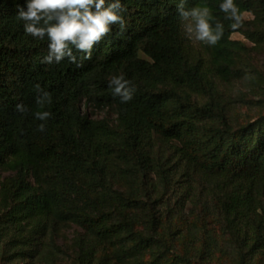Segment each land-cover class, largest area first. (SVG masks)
Masks as SVG:
<instances>
[{
  "label": "trees",
  "instance_id": "16d2710c",
  "mask_svg": "<svg viewBox=\"0 0 264 264\" xmlns=\"http://www.w3.org/2000/svg\"><path fill=\"white\" fill-rule=\"evenodd\" d=\"M114 2L106 0V6ZM222 2L121 0L123 29L120 24L112 25L108 35L92 49L90 59L70 45L75 62L66 56L59 64H47L42 61L50 41L26 34L24 22L17 19V6H26V0H0V167L4 156L17 149L20 142L34 156L79 157L80 150L87 152L82 133L77 129L72 133L73 119L83 122L78 117L79 101L93 97L119 104L122 150L144 174L152 168L147 140L158 134L165 141H178L184 156L202 172L221 178L222 211L229 233L239 246L241 264H251L249 254L254 248L241 233L234 212L247 194L243 189L247 186L251 193L264 181V114L249 124L233 126L230 87L239 76L237 57L246 45L233 39L243 25L235 31L230 28L234 21L220 10ZM234 2L243 14L252 11L261 20L257 31L247 33V37L254 42L264 40V0ZM181 3L185 10L208 6L213 27L218 22L224 25L219 42L206 44L208 59L192 57L187 50L186 20L178 11ZM121 74L131 81L126 86L133 97L130 101H124L115 92L116 86L110 84L113 76ZM45 93L50 94V100ZM17 104H22L24 111H18ZM43 110L50 113L47 119L37 116ZM173 161L170 157L163 159L158 172L167 191L179 179L177 162ZM24 197L17 181L10 178L3 183V200L10 206L15 227L27 226L24 233L32 241L48 224L40 208H24ZM118 210L135 229L136 222L125 208L119 206ZM159 220L156 215L152 218L156 233ZM76 243L81 248V264L96 256L94 239L84 237Z\"/></svg>",
  "mask_w": 264,
  "mask_h": 264
},
{
  "label": "rangeland",
  "instance_id": "374dc122",
  "mask_svg": "<svg viewBox=\"0 0 264 264\" xmlns=\"http://www.w3.org/2000/svg\"><path fill=\"white\" fill-rule=\"evenodd\" d=\"M244 20L243 30L233 34L246 45L237 57L239 76L230 87L234 127L264 114V40L247 37L261 20L252 11ZM190 22L184 24L187 50L192 57L208 59L206 44L187 31ZM80 101L78 117L83 122L73 119L72 133H82L87 152L51 159L31 155L20 142L2 160L0 264H81L76 242L84 237L96 242V256L86 264H241L239 246L222 211L221 178L202 172L184 156L178 141H165L158 134L147 140L152 168L144 174L122 150L120 105L93 97ZM167 157L177 162L179 172L169 191L158 175ZM10 178L22 187L24 208H40L47 221V229L32 241L24 233L27 226L15 227L10 206L4 203L3 183ZM246 187L234 216L254 248L251 264H264V181L251 193ZM119 206L136 222L135 229L123 220ZM154 215L160 218L158 233L152 228Z\"/></svg>",
  "mask_w": 264,
  "mask_h": 264
},
{
  "label": "clouds",
  "instance_id": "9594fccd",
  "mask_svg": "<svg viewBox=\"0 0 264 264\" xmlns=\"http://www.w3.org/2000/svg\"><path fill=\"white\" fill-rule=\"evenodd\" d=\"M219 8L227 14L228 19L234 21L230 25L233 31L242 27L244 14L234 0H223ZM123 10L121 0L107 6L106 0H26V6H17V19L24 22L26 34L41 40L47 37L50 41L49 52L42 63L52 64L55 61L59 64L66 56L71 57L72 62L76 61L70 45H75L87 54L85 58L90 59L92 49L108 35L112 25L120 24L123 29L124 19L120 14ZM178 11L183 20L190 19L187 31H194L196 41L215 45L222 38L224 25L218 22L213 27V15L208 6L197 5L185 10L181 3ZM130 83L123 74L110 79V84L116 86L115 92L121 94L124 101L133 98L126 88ZM45 96L50 100V94L45 93ZM16 109L24 111V106L17 104ZM37 116L45 119L50 113H37ZM40 129L43 130L44 125H40Z\"/></svg>",
  "mask_w": 264,
  "mask_h": 264
}]
</instances>
